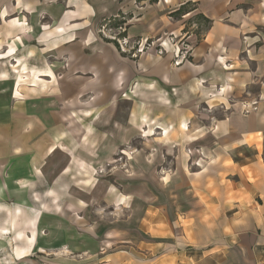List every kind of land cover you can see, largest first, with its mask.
<instances>
[{
	"label": "crops",
	"instance_id": "obj_1",
	"mask_svg": "<svg viewBox=\"0 0 264 264\" xmlns=\"http://www.w3.org/2000/svg\"><path fill=\"white\" fill-rule=\"evenodd\" d=\"M121 11L162 53L100 38ZM0 249L264 264V0H0Z\"/></svg>",
	"mask_w": 264,
	"mask_h": 264
},
{
	"label": "rangeland",
	"instance_id": "obj_2",
	"mask_svg": "<svg viewBox=\"0 0 264 264\" xmlns=\"http://www.w3.org/2000/svg\"><path fill=\"white\" fill-rule=\"evenodd\" d=\"M139 1V0H137ZM148 2H157L160 3V0H148ZM145 4L142 2L137 3V7L140 9L144 7ZM127 14H125L123 11L119 12L116 16H113L111 18H107L103 21L102 25V31H100V38L105 41H110L114 43L116 46V49L124 56L136 60L141 56L142 54H145L147 52H156V53H162L161 48L159 47L163 39V35L160 36H138V37H132L129 38L127 34V26L126 24L130 22L127 18ZM107 29V31H105ZM113 30V31H112ZM111 33H110V32ZM113 32V33H112ZM165 39H168L172 42L174 45V50L176 51V54L178 52V48L181 49V52L179 57L183 59V61L187 60L190 58L192 55V52L187 49V38H182L181 36L178 37V35H172L169 34L168 37ZM25 69V68H24ZM21 81H23V74H20ZM24 83L19 84L20 86H23ZM17 86V91L19 92V87ZM19 94V93H18ZM128 107V106H126ZM147 135L149 134H155V130L153 128H150V130L146 133ZM135 144L139 146V141H135ZM137 148L133 149V152H136ZM122 153H118L117 158L118 161L121 163L122 161ZM123 164L119 166V168H123Z\"/></svg>",
	"mask_w": 264,
	"mask_h": 264
},
{
	"label": "built area",
	"instance_id": "obj_3",
	"mask_svg": "<svg viewBox=\"0 0 264 264\" xmlns=\"http://www.w3.org/2000/svg\"><path fill=\"white\" fill-rule=\"evenodd\" d=\"M180 52H181V50H178L177 55L180 54ZM178 57H179V55H178ZM180 60H182L181 57H179L178 60H177L176 62L179 63Z\"/></svg>",
	"mask_w": 264,
	"mask_h": 264
},
{
	"label": "bare ground",
	"instance_id": "obj_4",
	"mask_svg": "<svg viewBox=\"0 0 264 264\" xmlns=\"http://www.w3.org/2000/svg\"><path fill=\"white\" fill-rule=\"evenodd\" d=\"M1 250V249H0Z\"/></svg>",
	"mask_w": 264,
	"mask_h": 264
}]
</instances>
